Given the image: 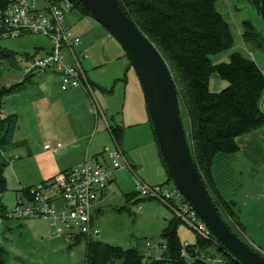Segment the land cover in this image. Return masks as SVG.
I'll use <instances>...</instances> for the list:
<instances>
[{
  "label": "rangeland",
  "instance_id": "obj_1",
  "mask_svg": "<svg viewBox=\"0 0 264 264\" xmlns=\"http://www.w3.org/2000/svg\"><path fill=\"white\" fill-rule=\"evenodd\" d=\"M55 2L67 13V27L73 26L81 36V44L87 46V58L83 59V65L89 78L102 85L104 90L110 91L109 94L96 90V94H93L96 104L102 106L109 121L112 122L115 118L117 124L125 122V149L131 148L139 167L137 172L128 168L115 171L116 183L104 201L100 202L102 212L95 216L101 230L98 241L124 250L136 248L143 253L144 263H147L149 259L161 256L164 244L162 235L167 225L165 221L173 219L175 213L159 200L141 201L143 198L138 193L137 176L151 187L167 186L172 190L175 184L170 182L165 185L170 180L169 174L160 155L141 84L135 70L130 67L125 51L102 25L78 9L69 10L65 0ZM217 9L230 25L234 46L231 50L214 56L213 63H229L234 53H240L253 60L264 73V48H257L244 38V23L249 22L264 42V18L258 8L248 0H220ZM50 44L48 39L39 35L2 41L0 47L14 53L16 63L9 69L8 62L4 61L0 67V90L24 83L25 56L34 55L38 48H49ZM46 74H55L61 78L56 69L49 70ZM43 77H36L33 84L28 86L27 96V92L8 95L4 99L6 109L10 110L14 106L24 108L27 100L38 94L57 99L53 87L59 85L58 81L53 82L49 78L44 83ZM228 85L218 75L212 76V92L220 93ZM49 88L52 91L50 94ZM143 120H148V124L144 125ZM139 123L143 125L129 127L130 124ZM96 138L95 143L102 145V150L114 145L109 133L98 134ZM25 140L27 144L24 147ZM14 142L19 144L9 153L14 161L4 172L8 190L3 196V202L8 215L15 211L19 196L24 195L28 187L38 186L37 182L41 178L39 157L28 159L27 155L28 149L36 154L44 146L36 135L30 116H24ZM81 143L84 144L83 141ZM131 199L134 201L129 203ZM135 201L138 203L135 204ZM140 206L143 210H139ZM178 234L183 245H195L198 241V235L182 222L179 224ZM0 248L7 253L6 264H87V239L82 238L77 243L68 236L57 237L50 224L41 219H0Z\"/></svg>",
  "mask_w": 264,
  "mask_h": 264
},
{
  "label": "trees",
  "instance_id": "obj_2",
  "mask_svg": "<svg viewBox=\"0 0 264 264\" xmlns=\"http://www.w3.org/2000/svg\"><path fill=\"white\" fill-rule=\"evenodd\" d=\"M118 1L167 61L177 85L193 160L222 218L234 233L251 246L239 230L242 227L232 207L224 203L214 189L212 166L218 154L231 155L239 151L238 138L264 128V113L260 109L264 94L263 71L253 60L240 53H234L229 63H213L214 56L234 46L230 25L217 9L220 0ZM248 1L258 8L264 18V0ZM72 3L74 9L88 16L82 4ZM244 28L245 41L263 49L264 42L251 23L245 22ZM4 61L11 69L15 66L16 55L0 47V67ZM214 74L229 84L220 93H214L210 88ZM30 80L26 77L24 83L0 90V219H7L3 196L8 184L4 172L13 163V159H8L6 154L16 146L14 138L20 121L18 114L4 117V99L23 90ZM113 134L116 143L121 146L124 129L114 128ZM168 174L170 183L169 171ZM133 201L131 199L129 203ZM181 222L176 216L168 221L162 235L163 252L159 258H151L144 263L145 256L136 248L124 250L99 241H88L87 264H190L183 257L185 245L178 234ZM82 238L76 236L74 241L79 243ZM186 250L192 255L191 264H242L215 236L212 242L198 237L197 243ZM218 259L221 262H216ZM6 260L7 253L0 248V264H6Z\"/></svg>",
  "mask_w": 264,
  "mask_h": 264
},
{
  "label": "built area",
  "instance_id": "obj_3",
  "mask_svg": "<svg viewBox=\"0 0 264 264\" xmlns=\"http://www.w3.org/2000/svg\"><path fill=\"white\" fill-rule=\"evenodd\" d=\"M65 2L69 10L74 8L72 2ZM66 21V11L53 0L0 1V44L26 35H39L48 39L51 48L46 55L25 56L23 63L26 76L42 77L47 71L56 69L61 77L63 91L81 87L91 91L82 56L77 51L82 40L67 27ZM49 148L58 152L63 145ZM104 157V164L87 159L78 167L29 189L28 195L19 196L15 211L11 215L7 214V218L45 220L57 237L82 236L89 242L98 241L101 230L94 225L95 206L110 193L115 171L125 168L134 171L118 143ZM137 187L143 200L163 202L199 238L210 242L214 240L213 233L176 187L172 190L167 186L151 187L138 176ZM139 210H143V207L140 206ZM190 246L189 243L185 244L183 257L191 264L192 255L186 250ZM216 262H221V259Z\"/></svg>",
  "mask_w": 264,
  "mask_h": 264
},
{
  "label": "crops",
  "instance_id": "obj_4",
  "mask_svg": "<svg viewBox=\"0 0 264 264\" xmlns=\"http://www.w3.org/2000/svg\"><path fill=\"white\" fill-rule=\"evenodd\" d=\"M68 27L70 29L73 28L72 32L79 36L78 31L73 26L68 25ZM50 48L51 44L49 48H38L34 55H29L44 56ZM86 49L87 46L84 44H81L77 48L78 53L82 56V64L84 62L83 59L87 58L85 56ZM44 76H42L45 79L44 83H47L46 80L48 81L49 78L53 82L58 81L59 85L55 88L53 87V90L57 94V99H52V96L38 94V96L31 97V99L27 100L24 108L15 106L10 110H7L5 106L3 108L4 117L13 114L19 115L20 121L18 128H20L25 115L32 118L36 135L42 145H44L36 154H33V151L30 149L27 151L28 159L33 157H39L40 159L41 178L37 182L38 186L53 179L60 173L78 167L87 159L104 164L105 153L116 146V140L113 134L114 128L124 129V138L121 147L125 151L134 172H137V168L139 167L132 156L131 148H128V150L125 149V122L122 125L117 124L115 118L112 122L109 121L104 114L102 106L96 104L94 100L95 97L93 94H96V90L108 92L109 94L110 91L107 89L104 90L102 85L92 81L88 73L87 77L91 85V91H87L84 88L63 91L61 79L58 75L46 74ZM35 79L36 77L31 78L30 84H27L23 90L16 93L21 94L27 92V96L29 92L26 89L29 85L33 84ZM44 91L46 92L47 89ZM48 92L49 94L52 93L50 88ZM260 109L264 113V94L260 100ZM101 116L103 117L102 119ZM148 122V120H143L142 123L147 125ZM143 124H130L129 127ZM18 128L15 133V138ZM104 132L106 134L109 133L114 145L102 150V145L96 144L95 142H97L96 136L98 134H104ZM82 141L84 144L81 143ZM237 142L239 146L237 153L231 155L222 153L214 158L212 166L214 189L223 202L229 203L232 207L237 216V221L242 227L238 229L244 239L264 255V128L238 138ZM23 144L25 147V144H27L26 140ZM58 144L63 145V148L58 152H54L49 148ZM17 145L19 144H16V148ZM10 152L11 150L6 156L12 159L9 157ZM168 182L165 185L169 184ZM115 183L116 180H114L113 184ZM36 186H30L27 190ZM141 201L146 200L142 199ZM101 212L102 203L99 202L94 208V225L98 228L99 226L96 223L95 216ZM168 221L166 220L165 224H168ZM70 238L75 240L76 237Z\"/></svg>",
  "mask_w": 264,
  "mask_h": 264
},
{
  "label": "water",
  "instance_id": "obj_5",
  "mask_svg": "<svg viewBox=\"0 0 264 264\" xmlns=\"http://www.w3.org/2000/svg\"><path fill=\"white\" fill-rule=\"evenodd\" d=\"M82 4L88 17L120 44L137 74L161 157L175 187L215 238L242 264H264V255L232 231L214 204L192 156L172 71L159 49L118 0H68Z\"/></svg>",
  "mask_w": 264,
  "mask_h": 264
}]
</instances>
